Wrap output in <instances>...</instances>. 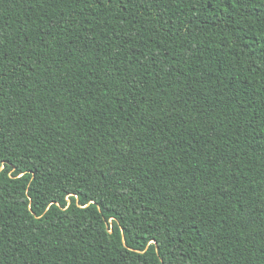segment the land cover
Masks as SVG:
<instances>
[{
	"label": "trees",
	"instance_id": "16d2710c",
	"mask_svg": "<svg viewBox=\"0 0 264 264\" xmlns=\"http://www.w3.org/2000/svg\"><path fill=\"white\" fill-rule=\"evenodd\" d=\"M0 264H264V0H0Z\"/></svg>",
	"mask_w": 264,
	"mask_h": 264
},
{
	"label": "snow or ice",
	"instance_id": "6c2138e0",
	"mask_svg": "<svg viewBox=\"0 0 264 264\" xmlns=\"http://www.w3.org/2000/svg\"><path fill=\"white\" fill-rule=\"evenodd\" d=\"M109 2H110V0H109Z\"/></svg>",
	"mask_w": 264,
	"mask_h": 264
}]
</instances>
